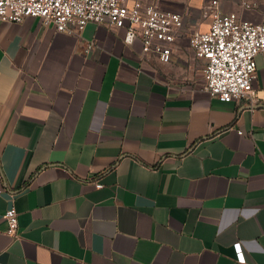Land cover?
<instances>
[{
    "label": "crops",
    "instance_id": "1",
    "mask_svg": "<svg viewBox=\"0 0 264 264\" xmlns=\"http://www.w3.org/2000/svg\"><path fill=\"white\" fill-rule=\"evenodd\" d=\"M209 26L165 63L126 27L0 21V264H264V52L255 103L220 101L189 41Z\"/></svg>",
    "mask_w": 264,
    "mask_h": 264
},
{
    "label": "built area",
    "instance_id": "2",
    "mask_svg": "<svg viewBox=\"0 0 264 264\" xmlns=\"http://www.w3.org/2000/svg\"><path fill=\"white\" fill-rule=\"evenodd\" d=\"M242 4L247 9L256 7L253 0H243ZM209 10V28L193 31L189 37L196 57L205 62L206 89L223 102L253 104L256 58L264 52V18L253 21L235 12L226 13L218 0L212 1ZM27 18H39L57 31L70 34H79L89 22L126 27L127 42L140 36L143 53L154 54L165 63L171 60L177 33L185 24L181 12L143 0H134L132 5L129 0H0L1 22L20 23ZM93 47L90 42L86 50ZM4 217L7 233L18 237L19 213L14 204L6 209ZM234 247L238 261L245 263L241 243Z\"/></svg>",
    "mask_w": 264,
    "mask_h": 264
},
{
    "label": "rangeland",
    "instance_id": "3",
    "mask_svg": "<svg viewBox=\"0 0 264 264\" xmlns=\"http://www.w3.org/2000/svg\"><path fill=\"white\" fill-rule=\"evenodd\" d=\"M158 4L163 9L179 11L185 18V23H196L199 25L201 21L207 19L209 5L212 0H148ZM223 5H230L231 2L237 0H220ZM243 0H239L242 3ZM198 27V26H197ZM204 27V25L202 26Z\"/></svg>",
    "mask_w": 264,
    "mask_h": 264
}]
</instances>
